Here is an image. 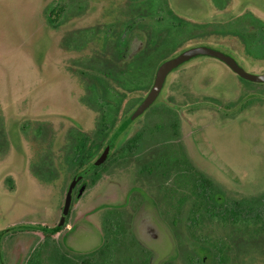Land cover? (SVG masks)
I'll list each match as a JSON object with an SVG mask.
<instances>
[{"label":"flooded vegetation","instance_id":"1","mask_svg":"<svg viewBox=\"0 0 264 264\" xmlns=\"http://www.w3.org/2000/svg\"><path fill=\"white\" fill-rule=\"evenodd\" d=\"M92 1L60 0L46 8L44 27L33 25L31 59L42 82H64L60 100H44L46 89L34 98L8 93L5 106L28 113L10 131L2 107L1 157L12 141L11 160L20 164L23 144L33 139L40 148L29 177L60 186L63 205L53 224L13 221L0 228V264H28L37 251L45 264H264V194L248 198L254 213L245 215L247 198H227L234 186L223 177L228 169L203 154L199 136L209 126L264 119V82L249 80L218 57L199 55L174 69L155 102L130 121L161 65L188 50H213L246 74L264 76V12L249 0H236V7L233 0H189L188 10L173 0H119V18L87 25L98 10L89 8ZM186 30L185 47L162 62L165 44ZM57 45L71 60L62 71L53 66L64 58L54 55ZM207 59L241 81L225 88L218 78L197 76ZM42 62L49 64L45 72ZM38 112L49 113L29 117ZM53 112H60L61 131ZM16 179H7L12 193ZM197 205L205 207L202 218ZM186 221L191 231L184 230ZM82 222L99 239L89 259L71 245Z\"/></svg>","mask_w":264,"mask_h":264},{"label":"rangeland","instance_id":"2","mask_svg":"<svg viewBox=\"0 0 264 264\" xmlns=\"http://www.w3.org/2000/svg\"><path fill=\"white\" fill-rule=\"evenodd\" d=\"M59 1L0 0V114H3L2 107L5 108V123L8 131L12 128L13 124L11 125V123L14 120L17 122L20 117L28 115L25 111H18L10 109V106H5L10 103L7 98L8 93L12 92L17 95L20 93L31 94L34 98V94L37 95L41 91L40 89H46V94H43L45 96L44 100H60L58 93L64 82L55 80L56 78L42 82L37 67H35L33 59H31L32 52H30L32 51L31 40L35 38L33 33L34 29H36L33 28V25H43L44 27L47 24L46 8L48 6L53 7L54 3ZM249 1L264 12V0ZM118 2L119 0H100L98 2L93 0L90 2L89 8L97 5L98 10L87 19V25L100 23L103 20L114 21L119 18V12L114 8ZM237 3L236 0H233L231 6L236 7ZM173 4L187 10L191 7L189 0H173ZM41 29L44 34L46 32L45 29L42 27ZM41 29H39L40 32L42 31ZM188 35L189 32L187 30L182 31V36L178 40L169 41L165 44L161 53L163 55L162 62L175 55V52H173L175 49H183L185 47L181 41ZM61 50L60 46L57 45V53L54 55L58 54L59 57L64 55V58L59 62L57 59V64L55 63L53 66L57 67L58 65L59 70L62 71L65 70V63L69 60L66 61L68 56L62 53ZM210 60L211 62L200 68L197 76L206 77L209 75L212 77L210 80L212 82L218 78L220 82L218 84L225 88L232 86L229 83L237 84L239 82L240 79L238 80L231 72L225 69L221 62L207 59V61ZM70 61L68 62L69 64ZM48 65L43 62L42 64L40 63L41 72H45ZM217 92L219 91L217 90ZM48 113L38 112L33 114V116L29 115V117L32 119H45ZM53 113L54 116L58 117L56 118L58 120L56 130L61 131V117L58 116L60 112ZM85 120L88 121L87 118ZM199 122L204 123L205 121L200 120ZM255 122L251 124L245 120L235 124H225L223 127L212 128L209 126L208 129L199 134L203 154L210 158L212 157L217 166L228 169L227 176L223 177L234 185L232 190L225 192L229 200L242 197L247 199L253 197V200H256V196L264 194V119L256 120ZM9 133L11 134V132ZM206 140L208 145L204 143ZM12 146V141H9L7 154L3 157L0 155V186L4 189L0 188V228H3L4 225H10L13 221H18L21 224L34 221L53 224L55 216L59 217L61 214L60 210L63 205L62 189L59 188L60 186L42 185L38 180L29 177H33L30 163L34 162L38 151L37 147H39L33 139L29 141L28 145L25 144L24 146L23 144L25 154L21 156L20 164H17L15 159L11 160L15 155ZM12 165H15L16 171ZM12 176L17 178V184L19 185L18 189H15L16 193L10 192L7 182V179ZM221 179L222 181L224 180L223 178ZM118 181L123 183L124 179L119 177ZM14 185L16 187L15 182ZM262 198L264 199V195ZM109 210H104V216H109ZM13 235H15L13 231L8 233V236ZM73 235L74 238L71 240V245L79 250L81 259H89L99 244L95 228L87 222H82L81 227L75 229ZM68 248L70 247L68 246Z\"/></svg>","mask_w":264,"mask_h":264},{"label":"water","instance_id":"3","mask_svg":"<svg viewBox=\"0 0 264 264\" xmlns=\"http://www.w3.org/2000/svg\"><path fill=\"white\" fill-rule=\"evenodd\" d=\"M199 55H209L211 57H218L224 62H226L235 72L241 74L242 76L248 78L249 80L252 81H258V82H264V76L257 78L254 76H250L246 74L243 70H241L238 65L235 63L234 60H232L229 57L224 56L223 54H220L218 52H215L210 49H204V48H197V49H192L188 50L178 57L171 59L161 65L159 68L156 77H155V82L152 87V90L148 97L145 99V101L141 104L139 109L134 113V115L131 117L130 121L141 115L150 105H152L157 97L160 95L164 84L166 82V79L168 75L177 67L182 65L183 63L189 61L190 59L197 57Z\"/></svg>","mask_w":264,"mask_h":264},{"label":"trees","instance_id":"4","mask_svg":"<svg viewBox=\"0 0 264 264\" xmlns=\"http://www.w3.org/2000/svg\"><path fill=\"white\" fill-rule=\"evenodd\" d=\"M3 130L0 128V137L3 135ZM0 146H1V142H0ZM196 196H197V199H199V197L201 196V193L199 190L196 191ZM262 197V196H261ZM260 197V198H261ZM262 200L260 201V206H261V211H260V214L263 215L264 214V211H263V208H264V202H263V198H261ZM253 200V199H252ZM251 199H245V203H244V211H245V215H252L254 213V206H253V202ZM196 215L197 217H204L205 216V207L204 205H197L196 207ZM200 218V219H201ZM182 225L184 227V230L186 231H191V228H192V225L189 224V221H186V222H182ZM183 227H182V230H183ZM46 258H45V255L44 253L40 252V251H37L36 253L32 254L28 264H45L46 263ZM56 264H63L62 262H56Z\"/></svg>","mask_w":264,"mask_h":264}]
</instances>
